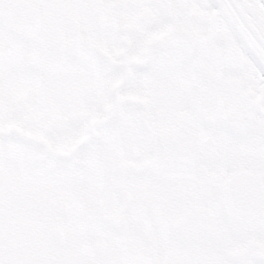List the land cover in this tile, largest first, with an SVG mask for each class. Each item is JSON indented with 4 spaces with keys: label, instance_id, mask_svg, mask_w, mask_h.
Masks as SVG:
<instances>
[{
    "label": "snow or ice",
    "instance_id": "obj_1",
    "mask_svg": "<svg viewBox=\"0 0 264 264\" xmlns=\"http://www.w3.org/2000/svg\"><path fill=\"white\" fill-rule=\"evenodd\" d=\"M0 264H264V0H0Z\"/></svg>",
    "mask_w": 264,
    "mask_h": 264
}]
</instances>
